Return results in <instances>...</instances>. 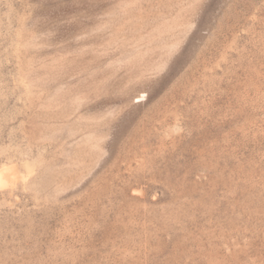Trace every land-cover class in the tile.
<instances>
[{
  "label": "rangeland",
  "instance_id": "1",
  "mask_svg": "<svg viewBox=\"0 0 264 264\" xmlns=\"http://www.w3.org/2000/svg\"><path fill=\"white\" fill-rule=\"evenodd\" d=\"M0 264H264V0H0Z\"/></svg>",
  "mask_w": 264,
  "mask_h": 264
}]
</instances>
